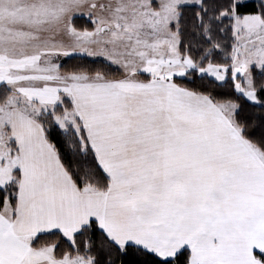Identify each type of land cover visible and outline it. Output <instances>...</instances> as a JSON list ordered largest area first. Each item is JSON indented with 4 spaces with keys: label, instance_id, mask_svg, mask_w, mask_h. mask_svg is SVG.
I'll use <instances>...</instances> for the list:
<instances>
[{
    "label": "snow or ice",
    "instance_id": "1",
    "mask_svg": "<svg viewBox=\"0 0 264 264\" xmlns=\"http://www.w3.org/2000/svg\"><path fill=\"white\" fill-rule=\"evenodd\" d=\"M0 264H264V0H0Z\"/></svg>",
    "mask_w": 264,
    "mask_h": 264
}]
</instances>
